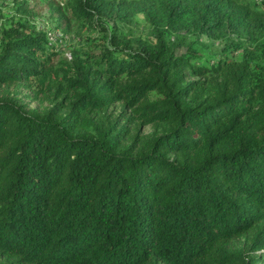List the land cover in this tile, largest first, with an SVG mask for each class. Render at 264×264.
I'll list each match as a JSON object with an SVG mask.
<instances>
[{
  "label": "trees",
  "instance_id": "trees-1",
  "mask_svg": "<svg viewBox=\"0 0 264 264\" xmlns=\"http://www.w3.org/2000/svg\"><path fill=\"white\" fill-rule=\"evenodd\" d=\"M53 12L0 25V264H264V0Z\"/></svg>",
  "mask_w": 264,
  "mask_h": 264
},
{
  "label": "rangeland",
  "instance_id": "rangeland-1",
  "mask_svg": "<svg viewBox=\"0 0 264 264\" xmlns=\"http://www.w3.org/2000/svg\"><path fill=\"white\" fill-rule=\"evenodd\" d=\"M25 2V7L28 12H21L17 9L19 2ZM62 0H0V25L9 21L13 16L21 15L25 18L28 24L35 26L37 29H42L46 32L48 41L51 43L62 42V51L64 55H68L69 44L78 41L82 35L88 32L87 27L77 23L70 22L69 26L58 24L57 16L53 12L55 3H61ZM30 10L34 11L30 14ZM120 29L128 31L133 29L137 32L141 28V24L137 23H120ZM143 28V27H142ZM49 32V34H47ZM200 40L206 44V49L215 50L219 47L224 38L215 37L209 38L201 35Z\"/></svg>",
  "mask_w": 264,
  "mask_h": 264
},
{
  "label": "built area",
  "instance_id": "built-area-1",
  "mask_svg": "<svg viewBox=\"0 0 264 264\" xmlns=\"http://www.w3.org/2000/svg\"><path fill=\"white\" fill-rule=\"evenodd\" d=\"M256 1H259V0H256ZM47 34H49V32H47Z\"/></svg>",
  "mask_w": 264,
  "mask_h": 264
}]
</instances>
